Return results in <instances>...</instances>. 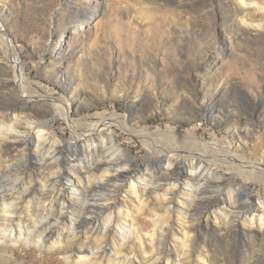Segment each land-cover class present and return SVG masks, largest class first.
Returning a JSON list of instances; mask_svg holds the SVG:
<instances>
[{
  "label": "rangeland",
  "instance_id": "rangeland-1",
  "mask_svg": "<svg viewBox=\"0 0 264 264\" xmlns=\"http://www.w3.org/2000/svg\"><path fill=\"white\" fill-rule=\"evenodd\" d=\"M244 3L239 0H0V26L18 51L23 75L29 83L25 87L26 95L33 98L26 103L8 82L16 64L0 48V129L10 116H25L33 123L34 131L39 124L47 123L46 129L41 130L65 142L70 137L66 122L54 116L49 99L43 100L52 95L78 106L72 117L74 121L92 123L116 114L126 116L136 130L190 131L203 142L229 145L233 152L244 154L264 167V0H244ZM88 17L92 18L90 23ZM19 126L21 131L28 132L25 125ZM239 132L247 136L246 142L238 140ZM113 136L115 147L105 142L100 144L104 147L95 148L94 145H99L97 141L90 148L87 146V150L52 143L37 148L25 138L27 146H21L17 152L9 151L11 160L7 170L0 174V190L8 193L19 187L17 183L27 173L35 175L38 185L41 182L39 166L51 164V172L60 173L62 167L66 168L69 161L76 159L80 165L102 159H108L107 164H110L102 174L106 180H100L101 186L95 184L98 179H92L95 185L91 192L73 198L75 210L79 202L86 199L88 204L106 209L114 205L109 197L120 200L124 197V193L111 195L115 185L123 184L107 181L111 180L114 170L131 172L140 181L143 179L142 185L150 182L146 175L151 174L153 184L156 180L163 185L156 170L164 175L162 169L166 168V161H156L137 137L120 128H114ZM185 164L182 160L175 172L185 173ZM211 167L214 166L205 159L196 165L192 172L195 180L190 184L196 192L184 186L193 193L191 198H186L192 201L190 206L175 203L173 205L181 209L175 213L177 211H172L167 204L169 200L163 201L153 194L145 209L138 211L139 215L136 213L135 226L147 235L159 227L161 233H166L159 237L160 247L157 248L162 257L169 254L172 247L180 255L186 253L188 247L187 254L191 258L184 257L182 264H205L206 261V264H264V230L244 228L239 215L247 210V205L243 204L247 197L251 205L258 202L257 198L264 200L262 187L241 175L235 177L225 166H218L217 171L224 179L215 186L219 196L210 194L213 189L206 181H210L207 176ZM241 186L246 190H240ZM210 196L217 197L220 203L231 199L234 206L218 203L217 208L208 207L207 200H198ZM40 202L46 203L45 207L48 204ZM241 204L243 207L239 206ZM114 208L111 209L113 217L111 210L104 215L94 211L92 218L83 216L84 224L94 229L93 236L87 235V241L86 235L80 233L79 240L75 239L72 246L77 248L87 243L86 246L92 244L95 250L93 247L101 245L111 255L104 256L97 264H127L129 258L146 264L155 262L149 252L141 253L137 243L122 245L125 248L120 245L117 251L108 242L100 243L104 240L102 235L100 237L104 232L102 226L109 217L114 218L119 210L127 213L118 206ZM215 208H225L229 213V216L209 220L217 222L218 229L213 225L208 230H198L193 247L188 243H184L187 247L181 246L172 230L181 228L186 220L189 222L187 212L194 217L203 214L201 218L196 215L197 222H206L204 214ZM48 213L45 211L49 222H56V225L52 223L53 228H63L64 221L58 219V212ZM127 214L135 216L133 212ZM131 217L123 216L128 231ZM224 222H237L239 226H229L222 231L219 228L226 227ZM68 243L64 238L49 251L35 243L32 233L27 242L8 241L6 252L0 250V264H66L62 255L71 247ZM205 251L209 259L205 258ZM113 259H117L116 263Z\"/></svg>",
  "mask_w": 264,
  "mask_h": 264
},
{
  "label": "bare ground",
  "instance_id": "bare-ground-1",
  "mask_svg": "<svg viewBox=\"0 0 264 264\" xmlns=\"http://www.w3.org/2000/svg\"><path fill=\"white\" fill-rule=\"evenodd\" d=\"M239 1L245 5L244 0H239ZM91 19L92 18L89 19L88 23H90ZM0 46H1L0 48L4 50L6 55L16 64L14 70L11 72V77L8 82L11 83V85H14L13 87L16 88L19 94L24 99H26V103L31 102L30 100L31 97L29 98L26 95L25 87H27L29 83L26 77L23 75V70L21 67L22 62L20 63L18 51L13 46L12 42L7 38L1 26H0ZM45 99H49L52 102L53 108L55 110L54 116L57 119H61L64 122H66V125L70 130L69 139L62 143V141H60L56 135L51 134L47 130L46 131L41 130L44 128L46 129L47 123L39 124L37 126L36 131H34V129L32 128L33 123L29 120V118L25 116L24 118L22 117L19 118L18 116L15 115L10 116L6 124H4L3 122L4 127L0 129V169H2L0 170V174L4 169L7 170V168L9 167V162L11 160V155L9 151L13 150L17 152L16 150L18 148L24 145L27 146L29 144L27 142L28 140H26L25 138H29V142H31L37 148H39V146L43 147L45 143H52L53 145L54 144L64 145V147L67 148L79 147L85 150L87 146L91 147L92 144L97 141L99 145L95 146L93 144L95 148L98 146L99 147L102 146L100 144L105 142L107 144H110L112 147H115L116 141H115V137L113 136V131L114 128L117 127L137 137L142 142L141 144H143L144 147L147 148L148 154L153 158L155 157L157 159L156 161H162V160L166 161L167 166H165L166 168L162 169L164 175L159 171V169L156 170V175L158 174L160 176V178L158 177V179H160V181L163 182V185L156 183V180L155 183L153 184L151 180L152 179L151 174L146 175L147 176L146 178L150 180V182H146L144 185H142L140 182L143 179H141L140 181V178L139 177L137 178V176L131 174V172L129 173L127 171L123 172V171L114 170L113 171L114 174L112 175V178L110 177L111 180L107 179V181H112V180L121 181L123 184L121 185L119 184L120 186L117 187L116 185L115 187L113 186L114 188L113 191L111 192L112 193L111 195L115 194L116 196H118L120 193H124V197L121 198V200L120 198L118 199L117 197L114 196H113L114 198L109 197V200H111V202L113 201L114 205L110 207L106 206L107 207V208L105 207L106 209L99 208L97 204H92V205L88 204L87 203L88 201L85 197L86 202H82V203L79 202L77 206L78 208L77 210H75V207L72 202L73 198L74 197L78 198L83 194L85 195L89 194L88 192L89 191L91 192L90 189L93 187L94 184V182L91 181L92 179L94 180L98 179V181H95V184L96 186L97 185L101 186L100 180L105 179L103 177L104 175L103 172L105 173V170L107 169V167H109L108 165L110 164V162L109 164H107L108 159L94 161L89 165H86L85 163H83L85 165H82V163L80 165L79 161L77 159L74 160L73 158L74 161H69L66 168L62 167L60 173L59 172L55 173L56 170H54L55 171L54 173L51 172V169H53V166L51 164H47V166H43L42 164L41 166H39L40 170L38 172L39 173L38 178L39 181L41 182L38 185L35 184V182L37 181L35 175L32 176V174L27 173V176L25 178L23 176V179L19 183H17L19 184V187L17 188L15 187V189L9 190L8 193L6 191H5L6 193H4L3 189H2L3 191L0 190V208H1L0 250L1 251H4L5 249L8 248L7 245L8 241L14 244L20 241L27 242L33 233L35 243L39 247L49 248V251L53 249L55 246L57 247L64 238H67L69 242L68 245H70L71 247H69V249L66 250V252L62 250L64 252L62 258L64 259L66 264H71V263L73 264V262L77 264L100 263L99 261H101L104 256L111 255L108 254L109 252H106L105 248L103 249L101 245L96 246L97 243L100 244L103 242H108V244L111 246V248L114 251H117L118 249L120 250L121 247H124L122 246L124 244L137 243L141 250V253L149 252V255L151 254L150 256H152L155 261L153 263L151 262V264H182L184 261L183 259L184 257L191 258V256L187 254L188 251L187 249L189 248L186 246V244L184 245V243H188V246H192V245L194 246V244L197 242L196 236L198 232H200L198 230H206V229L208 230V228L213 227V225L217 227L218 226L217 222H209V220L210 219L215 220L217 216L218 217L229 216V213L226 210H224L225 208L224 209L218 208L219 210L216 209L217 208L216 206H218V203H220V200L219 201L216 200L217 197L213 196L214 199L211 196L206 198L199 197L198 200L201 199L208 201L207 203L208 207L213 206L216 208L214 210L208 209V212L206 213L204 212L205 213L204 217L206 222H197L198 219L201 218V215L203 214H201L200 216L196 214L199 217L196 218L197 217L196 215L194 217V214L188 213L189 212L188 211L187 215L189 222H187L186 220L187 217L183 215L184 216L183 219L185 218L186 221L182 223V226L180 225L181 228H176V229L174 228V230H172L173 231L172 235L173 236L177 235V237L175 238H177L176 240L178 241V243H180V245L182 244L181 246L187 247L186 250L184 247H182L184 248L186 253L182 252L180 255L179 254L180 252L178 253L177 249L175 247H172L170 253L165 255V257H162L163 254L157 252V248L161 241V240L159 241L160 239L159 237H161L164 234L161 233L160 230H158L160 227L157 228L159 232H157L156 229H153L152 232L151 231L149 232V234L150 233L151 234L147 235L142 233L141 232L142 230L140 229L141 230L140 231L139 228L135 226L137 225L135 221V218H137L136 213H138V211L140 210L145 209L144 207L149 202L151 195L155 194L157 195V197L159 196L160 199H163V201L169 200L168 201L169 203L167 202V204L171 205L170 207H172L171 208L172 211L174 210L177 211V212L174 211L175 213H178L179 210L181 211V209L179 208L180 206L179 207L174 206L175 203L176 205L178 204V205L190 206L192 204V201L187 200L186 198L187 197L191 198L193 196L192 195L193 193L188 190L186 191L184 189V186L186 187L190 186V188L192 190L194 189L196 192V189L190 185L195 180V174L192 172L193 170L196 169V165L199 164L202 159H205V161H208L210 164L214 166L213 168L212 167L209 168L210 171L208 172L209 174L207 178L210 181H206L208 182L207 184L209 185V188L213 189L212 191L211 189H208L211 191L210 194L217 195L218 192L215 190L216 188L215 186H217L218 183L223 181L224 179V175L222 173H218L217 171L218 166L227 167V171H230L235 177L241 175V177H243L246 181L259 184L262 187L263 190L262 192L264 193V167H262L260 163L250 160L248 156L244 154H238L233 152L231 150L232 149L231 146L229 145H217L214 143L203 142L190 131L181 132L179 130H176L170 132V131H161L158 129L157 131L155 130L154 132H151V131L136 130L135 127H133L131 124L128 123L126 116H119L116 114H112L110 116L100 119L99 121L97 120V122H92V123H87L83 121H74L72 117L75 113H77L78 106H71L70 101L66 100L65 98H56L52 95H48L43 98V100ZM19 125H22V127L25 125L26 126L25 128H27L28 132L21 131L20 130L21 127ZM237 137L239 138L238 140H241L243 142L247 141V136L240 134V132L238 133ZM52 144L51 146H53ZM21 152L23 154V151ZM182 160H185L186 164L184 165L185 173L181 175L179 173H176L175 171H177L178 168L180 167V163ZM170 168H172L173 170L170 171L169 170ZM154 173L155 172H153V174ZM124 178H127L128 182ZM101 182L103 183V181ZM126 182L128 183V188H127L128 191L127 189L126 191L124 190ZM151 184H153L152 187H150ZM205 185L206 184H204V186ZM197 188L199 187L197 186ZM242 189L246 190L245 187L241 186L240 190ZM168 195H170L169 199L166 198ZM217 196H219V194ZM40 200L43 202L47 201L48 203L47 206L45 207L46 203L43 204L42 202H40ZM249 200L250 199L247 197V199L243 201V204L247 205L246 207L247 210L239 213V215L243 218L244 221L241 222V224L242 226H244V228L255 227L261 232L264 230V200H260V198H257L258 202H256V204L254 205H251ZM232 202L233 201H231V199L229 200L224 199V201L221 202L220 204L223 205L226 204L228 206V205H232L233 204ZM162 204L165 203L163 202ZM243 204L239 206H242ZM223 205H221V207ZM117 206L119 208L125 209L127 213L128 212L135 213V216L133 215L131 217L132 214L129 215L125 213V211L121 212L122 210L119 209H118L119 211L117 210L118 212L115 210L117 213L115 214L114 218L109 217L106 224H103L102 227L104 232L103 234H100V237L102 235V240L103 239L104 240L101 241L100 243L97 242L96 244H94L96 246L93 247L95 248V250L92 249L91 247L92 244L90 246H86L88 245L87 243H85L86 245H82L77 248L72 246L74 240L78 239L80 233L85 234L86 235V236L84 235L85 237H87V235L89 236L90 234H92L93 236L94 231L92 230L94 229L88 228L84 224L85 222H83V216L92 218V216H95L93 215L94 211L99 212L101 215L107 210L108 211L106 213H108L109 210ZM170 207L168 208L170 209ZM188 208L189 207H187V209ZM45 211H48L51 214L54 211H57L59 215V217L57 216L58 219L64 221L63 228L61 227L62 229L61 228L54 229L53 226L56 225L55 224L56 222H52L54 223V225L51 222H49L50 221V219L48 218L49 215H46ZM163 211L167 212L165 210ZM113 212L114 211L112 210L110 212V216L112 217H113ZM124 213L125 215H123ZM165 214L167 215L168 213H164V215ZM123 216L131 217L129 224H127L130 227L129 228L130 231L126 230L127 227L125 225L126 221L123 220ZM52 217L50 216V218ZM40 219L43 221H41ZM165 224L169 226L167 223ZM229 226L232 227L235 226L237 228L239 225L237 224V222H224L225 228L221 227L219 229L220 230L223 229L222 231L224 230L226 231L227 229H229L227 228ZM107 234L109 235V237L110 236L112 237L108 239L109 237L108 236H107L108 238L106 237ZM127 237L131 239L128 238L129 239L128 240ZM113 238H117L116 240H119V242H117L118 244L115 242ZM90 239H92L91 240L92 242L95 241V239L93 240V238ZM86 240L88 241V237ZM201 240L203 241V239ZM206 251L204 252V254L206 253ZM154 252H157V254H155ZM205 258H208L206 257V254H205ZM7 259H11V257H8ZM126 259L127 258H125V260ZM114 261H115L114 263H116L117 259H115ZM206 262L204 263L206 264ZM126 263L146 264V262L140 261L135 258L134 259L129 258L128 260H126Z\"/></svg>",
  "mask_w": 264,
  "mask_h": 264
}]
</instances>
